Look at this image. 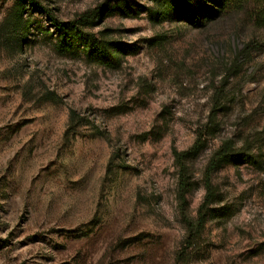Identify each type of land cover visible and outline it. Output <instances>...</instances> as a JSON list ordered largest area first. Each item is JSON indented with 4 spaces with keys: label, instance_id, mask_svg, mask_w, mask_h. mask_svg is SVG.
I'll use <instances>...</instances> for the list:
<instances>
[{
    "label": "rangeland",
    "instance_id": "rangeland-1",
    "mask_svg": "<svg viewBox=\"0 0 264 264\" xmlns=\"http://www.w3.org/2000/svg\"><path fill=\"white\" fill-rule=\"evenodd\" d=\"M35 1L61 21L99 7L86 30L117 62L28 0H0V264H264L257 5L192 0L163 16L154 0ZM199 135L182 211L173 153ZM225 141L249 160L210 174L187 243L183 213L195 223Z\"/></svg>",
    "mask_w": 264,
    "mask_h": 264
},
{
    "label": "trees",
    "instance_id": "trees-1",
    "mask_svg": "<svg viewBox=\"0 0 264 264\" xmlns=\"http://www.w3.org/2000/svg\"><path fill=\"white\" fill-rule=\"evenodd\" d=\"M162 6L161 15L175 14L179 16H186L187 9L190 6L192 0H154ZM216 7L219 11L223 9H239L247 2H253L257 5V8L252 12L253 25L257 28L264 30V0H214ZM31 6L35 9L43 11L49 23L52 27L62 32L66 38H73L78 42H82L86 47L95 51L96 53L103 56V58L113 63L117 62V57L114 56L108 49L97 43L96 38L93 34L86 30L87 26L93 24L97 16H100L99 7L85 11L79 16L69 21H61L56 18L49 9H46L39 5L35 0H28ZM204 6V5H203ZM202 6V7H203ZM193 19L195 26H200L201 20L195 14L190 17ZM200 135L196 138L194 143L187 150L175 151L173 153L174 161L177 166V192L178 199L180 202L181 210L183 211V203L185 201L186 193L189 188V178L186 168V160L194 156L199 149ZM238 158L244 161L249 160V157L242 153H237L233 150L232 144L229 141H225L211 156L204 173V185L206 189L203 201L199 205L197 212V219L192 222L183 213V220L187 227V238L186 242L189 243L191 237L196 236L199 232L200 226L204 223L205 214L211 200L214 196V188L210 183V174L221 162Z\"/></svg>",
    "mask_w": 264,
    "mask_h": 264
}]
</instances>
